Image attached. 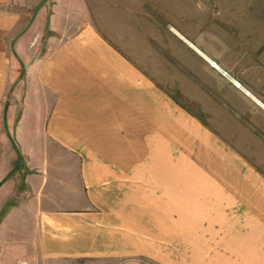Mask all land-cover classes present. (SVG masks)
Segmentation results:
<instances>
[{
    "label": "crops",
    "instance_id": "crops-1",
    "mask_svg": "<svg viewBox=\"0 0 264 264\" xmlns=\"http://www.w3.org/2000/svg\"><path fill=\"white\" fill-rule=\"evenodd\" d=\"M33 1L0 0V264H264V96L228 86L242 151L145 69V0Z\"/></svg>",
    "mask_w": 264,
    "mask_h": 264
},
{
    "label": "rangeland",
    "instance_id": "rangeland-1",
    "mask_svg": "<svg viewBox=\"0 0 264 264\" xmlns=\"http://www.w3.org/2000/svg\"><path fill=\"white\" fill-rule=\"evenodd\" d=\"M32 2L30 8L22 11L24 18L33 13L36 6ZM145 3L146 31L165 38L164 47L158 48L162 55L160 63L150 60L145 62V69L158 72L165 87L183 105L242 150V138L248 137L250 125L246 114L239 111L242 103L229 96L228 86L234 85L193 49L188 51L178 42L172 43L166 31L172 33V28H176L193 33L190 38L205 54L241 85L249 82L264 96V0H145ZM23 22L28 24L26 20ZM153 58L159 61L158 57ZM242 151L247 152L246 146Z\"/></svg>",
    "mask_w": 264,
    "mask_h": 264
},
{
    "label": "built area",
    "instance_id": "built-area-1",
    "mask_svg": "<svg viewBox=\"0 0 264 264\" xmlns=\"http://www.w3.org/2000/svg\"><path fill=\"white\" fill-rule=\"evenodd\" d=\"M207 61H208V63H209L211 66H214V67L216 66L214 60L207 59ZM222 73L225 74V72H224L223 70H222ZM230 81L232 82V84H233L234 86H239V82H238L237 80H235V79H233V78H230Z\"/></svg>",
    "mask_w": 264,
    "mask_h": 264
}]
</instances>
